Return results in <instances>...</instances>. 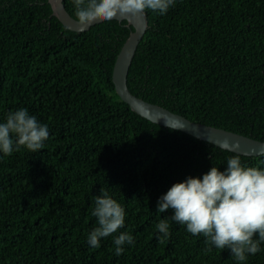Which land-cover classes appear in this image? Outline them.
<instances>
[{"label":"trees","instance_id":"obj_1","mask_svg":"<svg viewBox=\"0 0 264 264\" xmlns=\"http://www.w3.org/2000/svg\"><path fill=\"white\" fill-rule=\"evenodd\" d=\"M75 18L73 0H64ZM148 27L127 75L143 100L185 118L264 140V0H175L145 11ZM130 30L104 21L66 29L47 0H0V123L27 109L46 124L37 152H0V264H239L230 249L207 251L157 212L176 183L201 178L238 155L140 117L114 91L112 69ZM125 209V225L93 248L94 197ZM169 219L160 243L156 225ZM132 235L115 254L114 238ZM244 264H264V244Z\"/></svg>","mask_w":264,"mask_h":264},{"label":"clouds","instance_id":"obj_2","mask_svg":"<svg viewBox=\"0 0 264 264\" xmlns=\"http://www.w3.org/2000/svg\"><path fill=\"white\" fill-rule=\"evenodd\" d=\"M175 0H73L76 23L84 30L94 23L114 18L143 15L146 10L164 15ZM49 137L46 124L29 115L27 109L9 113L0 123V152L11 156L25 149L37 152ZM92 216L97 227L89 234L88 243L100 247V240L125 225V209L101 189L94 197ZM172 211L170 220L186 225L193 236L205 238L207 251L230 249L232 257L244 264L249 254L261 251L264 244V170L242 166L238 155L227 160L226 170L213 166L201 178L189 177L174 184L157 202V212ZM161 234L160 243L169 235V219L156 225ZM115 254L121 255L125 244H133L132 235L121 232L114 238Z\"/></svg>","mask_w":264,"mask_h":264},{"label":"water","instance_id":"obj_3","mask_svg":"<svg viewBox=\"0 0 264 264\" xmlns=\"http://www.w3.org/2000/svg\"><path fill=\"white\" fill-rule=\"evenodd\" d=\"M52 14L68 30L85 32L66 10L64 0H47ZM116 21H126L130 33L121 46L112 69L114 91L131 111L154 124L171 128L188 134L200 141L210 143L222 150L243 156H258L264 154V140L259 141L225 129L191 121L184 116L174 113L160 105L147 102L132 94L127 87V75L137 46L144 36L148 23L146 14L114 18Z\"/></svg>","mask_w":264,"mask_h":264}]
</instances>
